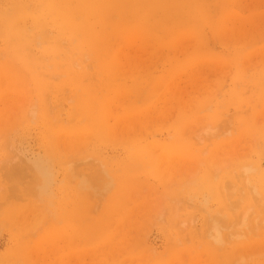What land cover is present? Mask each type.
<instances>
[{
    "label": "rangeland",
    "instance_id": "obj_1",
    "mask_svg": "<svg viewBox=\"0 0 264 264\" xmlns=\"http://www.w3.org/2000/svg\"><path fill=\"white\" fill-rule=\"evenodd\" d=\"M0 264H264V0H0Z\"/></svg>",
    "mask_w": 264,
    "mask_h": 264
}]
</instances>
